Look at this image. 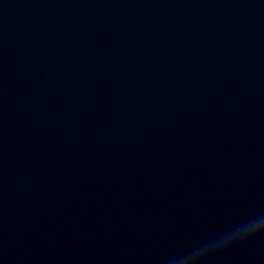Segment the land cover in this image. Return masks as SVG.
I'll return each instance as SVG.
<instances>
[{
  "label": "water",
  "instance_id": "water-1",
  "mask_svg": "<svg viewBox=\"0 0 264 264\" xmlns=\"http://www.w3.org/2000/svg\"><path fill=\"white\" fill-rule=\"evenodd\" d=\"M257 215L264 0H0V264H168Z\"/></svg>",
  "mask_w": 264,
  "mask_h": 264
},
{
  "label": "clouds",
  "instance_id": "clouds-1",
  "mask_svg": "<svg viewBox=\"0 0 264 264\" xmlns=\"http://www.w3.org/2000/svg\"><path fill=\"white\" fill-rule=\"evenodd\" d=\"M264 235V215H257L220 236L207 240L187 252L169 258L168 264H203L206 257L234 245Z\"/></svg>",
  "mask_w": 264,
  "mask_h": 264
}]
</instances>
